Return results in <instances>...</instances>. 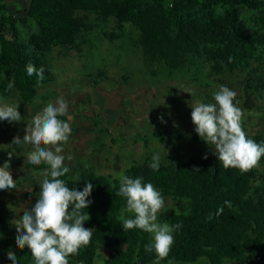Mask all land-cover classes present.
I'll list each match as a JSON object with an SVG mask.
<instances>
[{"label": "trees", "instance_id": "obj_1", "mask_svg": "<svg viewBox=\"0 0 264 264\" xmlns=\"http://www.w3.org/2000/svg\"><path fill=\"white\" fill-rule=\"evenodd\" d=\"M20 5L16 14L8 15V7L0 0V97L18 94L21 108L36 98L41 85L55 81L48 62L39 56L55 48L79 46L84 40L81 35L92 29L87 25L90 21L87 14L101 19L115 18L120 26L134 25L139 32L138 46L144 62L168 74L180 73L191 57L210 64L217 75L249 67L252 61L264 62L262 0H25ZM239 8L259 11L255 18L257 28L248 27ZM23 13L25 16H21ZM31 19L40 33L28 38V52L18 25L28 24ZM29 63L37 69L44 68V79L39 84L36 75L28 76L26 72ZM10 82H14V87L9 90ZM244 88L261 94L264 83L247 82ZM252 109L250 106L246 115ZM248 137L264 143V134ZM193 141L208 147L199 161L162 165L158 171L149 165L132 170L133 178L142 177L165 196L180 202L159 219L160 223L182 225L173 233L169 255L161 261L264 264V185L259 183L257 166L246 173L224 168L208 143L197 137ZM263 163L264 157L259 164ZM33 167L36 171L49 168L44 163ZM68 167L69 173L61 179L69 188L83 191L88 183L93 185L88 197L91 203L82 210L90 216L84 227L93 229V234L89 244L69 256V264L157 261L154 251L145 250V245L152 242V234L138 228L124 231L121 226L122 214L125 218L134 214L122 212L126 199L116 195L119 180L92 172L76 175ZM39 184L33 189L36 197ZM221 207L223 212L217 214ZM13 217L11 212L0 208V235H5L0 237V264H12L9 250L15 252L19 264H34L31 250L16 245L18 233L12 231ZM100 247L109 249V256L101 263L97 261Z\"/></svg>", "mask_w": 264, "mask_h": 264}, {"label": "rangeland", "instance_id": "obj_2", "mask_svg": "<svg viewBox=\"0 0 264 264\" xmlns=\"http://www.w3.org/2000/svg\"><path fill=\"white\" fill-rule=\"evenodd\" d=\"M239 12L249 28H257L255 18L259 11L239 8ZM87 16L90 19L87 25L92 29L81 35L84 40L79 46L55 48L39 56L48 62L55 81L41 85L36 98L19 107L21 121L0 120V167L9 161L8 152H12L10 171L16 183L15 189L0 190V208L13 214V232L17 233L13 221L37 202L33 189L43 179L45 170L36 171L27 162L32 145H12V141L17 136L23 139L26 123L48 102L54 103L61 96L69 107L67 115L58 118L66 121L68 116L72 118L68 121L72 132L63 144L62 155L65 165L76 175L92 172L119 180L123 172L133 178L132 170L149 165L155 153L160 154V166L201 160L208 147L193 141L194 137L202 138L195 131L190 103H215L213 93L221 85L237 93L234 103L242 109L245 119L242 127L247 135L264 134V91L260 94L244 88L247 82L264 83V62L252 61L249 67L217 75L210 64L191 57L180 73L168 74L144 62L138 46L139 32L134 25L120 26L115 18ZM18 27L22 43L30 52L28 38L40 33V28L32 19L28 24L19 23ZM1 78L0 75V81ZM183 90H191L192 95ZM0 101L21 105L16 93L0 97ZM250 106L253 109L246 115ZM210 149L215 152L213 146ZM257 169L259 183L264 185V163ZM162 196L165 205L157 214L158 222L167 209L180 204ZM108 256L109 249L100 247L97 261L101 263ZM159 264L182 263L160 260Z\"/></svg>", "mask_w": 264, "mask_h": 264}, {"label": "clouds", "instance_id": "obj_3", "mask_svg": "<svg viewBox=\"0 0 264 264\" xmlns=\"http://www.w3.org/2000/svg\"><path fill=\"white\" fill-rule=\"evenodd\" d=\"M28 76L36 75L37 84L44 79V68L37 69L31 63L26 66ZM14 82L8 84V89ZM192 95L191 90H183ZM237 93L221 85L213 93L215 103H190L191 119L198 135L215 148L214 154L224 168H236L242 173L258 166L264 157V143H257L248 137L242 127L243 112L234 101ZM20 105L0 101V120L21 121ZM69 104L63 96L54 103L48 102L36 113L30 123H26L23 139L15 137L12 145H32L26 160L32 165L42 163L49 166L43 172L40 181L39 196L35 205L23 212L13 221L16 230V245L20 249L27 246L31 250L34 264H69V256L78 253L82 246L89 244L93 229L85 228L84 222L90 220L88 213L82 210L89 207L88 200L93 185L88 183L83 191L69 188L61 177L69 173L62 155L63 144L67 143L72 132L70 121L62 120L68 113ZM163 119V118H161ZM14 154L8 152L9 161ZM207 159V156L204 157ZM70 161L72 157L69 155ZM5 161L0 167V190L15 189L16 183L10 171V163ZM161 165L159 153L152 156L149 167L158 171ZM117 196L126 199V208L133 213L131 218L121 215L124 231L138 228L152 234V242L145 245L148 252L154 251L157 264L165 259L174 244L173 233L182 225L158 222V212L165 205L160 191L150 182H143L142 177L131 178L121 172ZM229 207V201H225ZM223 212L221 207L217 214ZM8 258L12 264H19L15 252L9 250Z\"/></svg>", "mask_w": 264, "mask_h": 264}, {"label": "crops", "instance_id": "obj_4", "mask_svg": "<svg viewBox=\"0 0 264 264\" xmlns=\"http://www.w3.org/2000/svg\"><path fill=\"white\" fill-rule=\"evenodd\" d=\"M25 0H4V4L8 7L9 14H15L18 11V6ZM1 14V13H0Z\"/></svg>", "mask_w": 264, "mask_h": 264}]
</instances>
